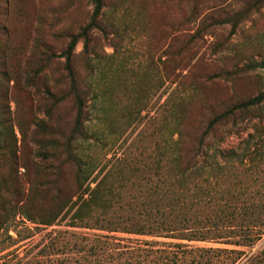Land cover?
I'll list each match as a JSON object with an SVG mask.
<instances>
[{"label":"rangeland","instance_id":"rangeland-1","mask_svg":"<svg viewBox=\"0 0 264 264\" xmlns=\"http://www.w3.org/2000/svg\"><path fill=\"white\" fill-rule=\"evenodd\" d=\"M104 2L100 19L104 31L91 32L92 47L87 52L83 41H79L72 59L80 87L92 82V90L85 95L89 97L86 122L89 139L77 143L79 155L92 164V177L96 175L99 179L114 170L119 158L152 164L156 146L168 142L170 111H183L185 125L199 133L214 113L264 89V69L247 68L249 62L264 59V0ZM92 11V0H0V51L6 53L4 57L0 55V60L21 75V79L13 75L14 79L7 83L8 120L16 136L10 143L20 159L13 165L11 152L6 151L4 174L14 173L18 168L21 176L23 166L33 160L40 162L32 137L38 130L43 134L38 126L41 121L49 132L51 129L68 132L74 125L77 101L63 72L64 58L58 57L51 63L45 58L65 50L70 35L86 25ZM196 31L200 32L199 39L190 42ZM92 57L96 69L91 74L88 62ZM40 67L47 75L45 83L53 90V97L44 93L36 96L37 88L23 79ZM225 70L239 72L234 80H229L219 77ZM250 111L237 120L238 132L226 135L215 150L209 151L221 165L231 158L235 161L217 187L241 193L235 204L239 213L222 223V237L188 241L115 234L183 242L195 247L242 249L247 255L236 264H243L250 255L264 249V233L256 238L253 247L230 243L243 242L244 232L240 228L248 220L243 218L242 210H264L259 202V197L264 198V105ZM20 130L27 134L24 139ZM245 151H259L261 155L253 161L247 156L239 163V155ZM57 161L65 164V154ZM73 169L72 163L66 167L70 174ZM23 183L28 187L25 180ZM47 199L42 197L37 204L43 206ZM27 225L32 224L17 214L9 233L15 236V230ZM44 232L34 231L33 244L41 240ZM4 238L6 232L0 230V239ZM9 249L13 248L3 253ZM38 249L39 243L34 251Z\"/></svg>","mask_w":264,"mask_h":264},{"label":"trees","instance_id":"trees-1","mask_svg":"<svg viewBox=\"0 0 264 264\" xmlns=\"http://www.w3.org/2000/svg\"><path fill=\"white\" fill-rule=\"evenodd\" d=\"M92 4L90 20L79 32L70 35L67 48L58 55L50 53L45 58L48 63L58 57L64 58L63 72L77 101L74 125L68 132L52 129L49 132L41 121L38 126L43 134L38 130L32 137L40 162L33 160L23 166L21 176L18 168L9 175L3 173L6 151L11 152L13 165L20 159L10 143L16 136L8 120L10 90L7 83L14 79L13 75L15 79H21V75L17 69H10L0 60V230L6 232V238L0 239V264L238 263L247 255L242 249L195 247L189 243L124 237L115 233L188 241L222 237V223L239 213L235 204L241 193L217 187L235 161L231 158L221 165L209 151L215 150L226 135L238 132L237 120L240 117L264 105V89L214 113L199 133L185 125L183 111H170L168 142L156 146L152 164L119 158L114 170L107 171L99 179L96 175L92 177L94 169L91 162L79 155L77 149L79 141L89 139L86 127L89 97L85 95L92 90V82L80 87L72 65L77 43L82 40L87 52L92 47L91 32L104 31L100 19L105 2L92 0ZM199 33H193L190 42L197 41ZM0 55L4 57L5 51H0ZM88 67L92 74L96 69L93 57L89 59ZM247 68L264 69V59L249 62ZM42 69L33 70L23 79L37 88L36 96L44 93L53 97V90L47 87V75ZM238 72L225 70L219 73V77L234 80L232 78ZM20 131L24 139L27 134ZM62 153L67 159L65 164L57 161ZM258 155H261L259 151L242 152L239 163L247 156L253 161ZM71 163L74 169L70 174L66 167ZM24 180L28 187L24 186ZM41 196L48 197L43 206L37 204ZM259 198L264 206V198ZM17 214L32 225L15 230L13 236L9 229ZM242 216L248 220L240 228V232H244L243 242L230 243L253 247L256 238L264 233V210L245 208ZM36 229L45 232L38 242L39 249L34 251L38 246V243L33 244ZM25 239H29L28 243H20ZM8 248L13 249L3 253ZM243 264H264V249L250 255Z\"/></svg>","mask_w":264,"mask_h":264}]
</instances>
